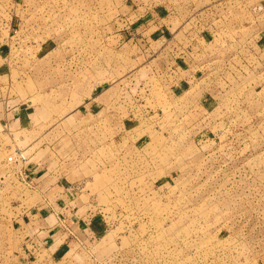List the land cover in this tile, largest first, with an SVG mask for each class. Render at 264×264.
<instances>
[{
  "label": "rangeland",
  "instance_id": "obj_1",
  "mask_svg": "<svg viewBox=\"0 0 264 264\" xmlns=\"http://www.w3.org/2000/svg\"><path fill=\"white\" fill-rule=\"evenodd\" d=\"M0 264H264V0H0Z\"/></svg>",
  "mask_w": 264,
  "mask_h": 264
},
{
  "label": "built area",
  "instance_id": "obj_2",
  "mask_svg": "<svg viewBox=\"0 0 264 264\" xmlns=\"http://www.w3.org/2000/svg\"><path fill=\"white\" fill-rule=\"evenodd\" d=\"M10 163H17L18 168L15 171V174L19 179L25 180L28 178L29 172L26 168L27 162L29 161L27 155L23 151L15 150V152L8 157ZM16 164V165H17Z\"/></svg>",
  "mask_w": 264,
  "mask_h": 264
},
{
  "label": "crops",
  "instance_id": "obj_3",
  "mask_svg": "<svg viewBox=\"0 0 264 264\" xmlns=\"http://www.w3.org/2000/svg\"><path fill=\"white\" fill-rule=\"evenodd\" d=\"M89 101V100H88ZM9 110V108H7ZM21 106L19 107H15L13 109H10L9 112L7 114H12L11 118L13 117V119H15V121H23V115H24V111H21ZM14 114H13V113ZM8 117V115H7ZM30 161L27 162V170L28 172L30 173L31 176H34L36 173H33V171L38 167L39 168V171L42 169L41 168V164L40 163H37V162H34L32 161L30 164ZM38 173V172H37ZM44 174H42L40 177H43ZM39 177V178H40ZM34 178V177H33Z\"/></svg>",
  "mask_w": 264,
  "mask_h": 264
}]
</instances>
